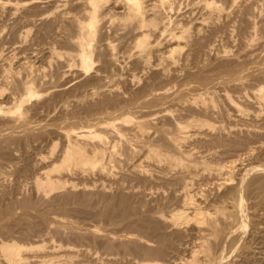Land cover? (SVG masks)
Instances as JSON below:
<instances>
[{"label": "rangeland", "instance_id": "obj_1", "mask_svg": "<svg viewBox=\"0 0 264 264\" xmlns=\"http://www.w3.org/2000/svg\"><path fill=\"white\" fill-rule=\"evenodd\" d=\"M193 1L185 0L179 12L186 15L191 43L177 47L182 56L179 75L172 69L167 77L161 67L146 68L128 38L112 30L101 38L111 41L113 48L96 47L91 54L94 66L88 72L74 60L68 67L73 49L60 35L72 31L60 30L58 35L53 5L26 12L23 8L17 14L6 9L0 14V49H8L0 54V77L7 68L12 76L8 79L13 78L0 81V258L7 244L41 245L53 239L76 246L79 254H71L76 260L92 250L104 257L102 262L86 257L90 260L86 264H134L132 260L181 264L199 241V228L193 222L171 226L159 216L192 197L204 209L226 206L231 215L203 233L213 264H264V117L252 115L256 106L244 98L264 87V0L257 4L218 0L229 14L219 18L192 5ZM66 8L78 11L70 4ZM111 8V13L119 11L113 3ZM35 11L47 18L30 23ZM12 44L20 47L14 50L17 46ZM46 47H55L64 56L51 59ZM156 59L151 52V63ZM23 62L33 65L34 73H28ZM26 76L34 79L39 93L25 97L22 104ZM166 83L173 89L170 103L184 107L183 120L191 115L201 118L206 122L204 133L220 136L218 131L224 127L234 133L213 142L197 137L180 147L171 138L175 119L150 121L160 108L152 102L151 92ZM227 93L238 96L251 115H238L225 98ZM16 96L20 99L14 103ZM191 98L195 100L185 102ZM124 116L142 120L138 128L130 123L122 128L124 136L134 138L130 146L117 142V154L97 163L64 161L75 145L66 133L97 128ZM243 125L260 131H239ZM84 144L91 155L90 146ZM191 147L205 154H179ZM231 162L226 174L231 182L219 186L208 177L207 168ZM43 171L65 185L44 193L49 187L42 182ZM187 181L190 192L185 197Z\"/></svg>", "mask_w": 264, "mask_h": 264}, {"label": "bare ground", "instance_id": "obj_2", "mask_svg": "<svg viewBox=\"0 0 264 264\" xmlns=\"http://www.w3.org/2000/svg\"><path fill=\"white\" fill-rule=\"evenodd\" d=\"M184 1L185 0H44L41 3L39 0H25L21 2L0 0V14H2L6 9H10L12 14H17L23 8H25L23 10L26 12L31 11L32 8H37L35 6L53 5L55 12L57 13L55 20L59 22L56 27L58 35L60 34V30L65 33L67 28H71L72 31V33L66 37L60 35L61 37H64L65 41L73 49V52L68 53V67L72 66L70 61L74 60V62L79 65L81 70L88 72L94 66L91 54L96 47L101 45L108 49L113 48L111 41L101 38L103 34L106 32L110 33L112 30L114 34L119 35L120 37L128 38V41L133 44L137 53L143 57L146 68L161 67L164 76L167 77L172 69H174V73L177 71L176 75H179V71L177 69L182 60V56L179 54L177 47L181 44L189 45L191 43L190 40L192 37V31L183 19L186 15L184 16V14L179 13L181 12ZM259 1L260 0H255L254 4H257ZM111 3H113L115 8H118L119 11L111 13ZM69 4L76 6L78 11L73 12L72 9H67L66 7ZM192 5H200L203 9L202 11H208L207 13L212 16V18H219L224 14L226 16L229 15L226 12V8L222 7V5L218 3V0H194ZM235 6H237V4ZM232 11H234V8ZM117 13L119 14L115 16L114 14ZM45 17L46 15H43V12L40 13L39 11H35L31 13L29 21L32 24H38L44 21ZM117 18H119L118 21ZM173 43H175V45H173ZM165 44L167 47L162 49ZM12 45L13 47L17 46L13 48L14 50L20 47L19 44H15V46L14 44ZM215 46H217V43ZM6 47L7 46H3L0 49V54H2L1 52H3V50L7 49ZM210 49H213V47L210 46ZM46 51L47 53L49 52L51 59L64 56V54L58 52L55 47H46ZM151 52L156 53L157 59L155 63H151ZM185 59L189 60V54L186 55ZM23 64L26 66L27 62H23ZM26 68L29 71H27L28 73H34L33 65L28 64V67L26 66ZM69 69H67V71ZM2 74L3 75L1 76L2 78L0 77V81L3 78L8 79L9 77H12L9 75L7 68L4 69ZM26 77L28 78V76ZM12 79H8L6 83L10 80L12 81ZM23 80V93L21 92L22 96L20 95L22 98H17V96L14 97V103L19 102V99L22 103V100L25 101V97L36 96L37 93H39L37 87L35 86L34 79L28 78L24 81ZM167 84L168 83H166L165 86L156 88L151 92L152 102L157 103L160 108L157 110L155 116L150 118V121L152 122L154 119H160L163 117H171L172 119H175V134L171 138L179 142L178 145L180 147L182 146V143L189 142L197 137H199V139H202L200 137H203L204 141L213 142L217 137H226L227 139V137L234 133L225 127L219 129L218 133L220 136H217V134L207 133L206 131V133H204L202 128L206 122L201 118L191 115L188 116L187 119L183 120L182 116L184 113V107L182 103H170L173 89L172 86H166ZM225 98L234 110H236V113L242 118H246L251 115L248 110L242 108V101L238 96L233 97L231 94L227 93ZM244 98L248 103H253L256 106L255 114L252 115L255 117H264V87H260L257 91H255L252 97L245 94ZM191 100L195 99H187L185 102L190 103ZM196 101L198 100L196 99ZM21 103L19 106H21ZM128 123L133 124L132 128H138L141 126L142 120L140 118L130 116L118 117L114 120L99 124L97 128L89 127L79 130L73 129L71 132L66 133V138L70 141V143L74 142L75 145H71L68 153L63 156L64 161L70 162L74 160L83 164L92 162L97 163L98 160L106 158L107 155L115 156L118 151L117 142L121 141L130 146L132 144V140L134 139L133 137L130 138L124 136L122 132V128H124V125ZM239 131L258 132L260 130L258 127L243 125L241 128L239 127ZM101 132H106L110 135L104 136ZM84 143L90 146L91 155L88 153L89 151L87 152L86 145ZM206 151L207 153H210L209 149ZM214 153L215 152H212V154ZM179 154L181 156H198L204 155L205 151L191 147L189 149H181ZM191 163L192 162H190V166L192 165ZM233 163L234 162H231L227 166L222 163H218L216 166L207 168L208 177H211L210 179L214 180L215 184H218L219 186L222 184L224 185V183H228V181L231 182L230 179H232V177L226 174L227 170H229V167H231ZM101 166L104 168V165ZM42 173L45 175V178L42 177L44 181H41L44 182V185L49 187V189H46L44 193H48L56 187H63L65 185H61V180L53 178V175L51 176L49 172L43 171ZM189 185L190 183L187 181L183 186L182 195L185 197L189 196ZM147 194H152V191L147 192ZM225 210L226 206H213L204 209L200 203L195 202L194 199L190 197L184 200L179 207H176L169 213L160 214L159 217L169 221L171 226H183L193 222L199 228L200 235L196 237L199 241L196 243L194 248L191 249L189 259L184 261L182 260L181 264L215 263V260L212 258L211 253L206 246V236L203 233L204 231L215 228L218 220L231 219V215ZM52 228L55 230L56 227L54 226ZM49 235H51V233ZM44 236L47 237L46 235ZM48 238L50 237L48 236ZM48 238H46V240H48ZM144 240L146 241V239ZM150 243L152 242L150 241ZM1 251L3 258H0V264L3 262H1V259H4V262L6 261L5 264H22L23 261H25L26 264H86L90 261L87 260L86 257L92 258V260L96 262H102L104 259V257H101L99 254H94V252L97 251L93 252L92 250V254L87 253L86 255L83 250V257L81 258L79 256L80 258L76 260L77 257L75 259L73 258L75 254H79V249L76 246L69 244L64 245L61 242H55L53 239L50 240L49 244L44 243L41 245H32V242H28L26 244H7ZM71 254H74V256L72 257ZM201 254L204 255L201 256ZM201 258H203V261H201ZM132 261L134 264H139V262L135 260ZM140 264L162 263L160 261H147L144 263L140 262Z\"/></svg>", "mask_w": 264, "mask_h": 264}]
</instances>
